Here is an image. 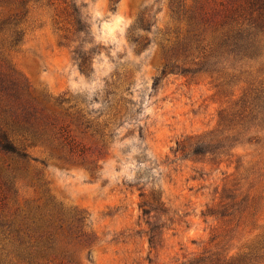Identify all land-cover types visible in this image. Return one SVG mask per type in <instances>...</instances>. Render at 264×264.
I'll return each mask as SVG.
<instances>
[{
  "label": "rangeland",
  "instance_id": "obj_1",
  "mask_svg": "<svg viewBox=\"0 0 264 264\" xmlns=\"http://www.w3.org/2000/svg\"><path fill=\"white\" fill-rule=\"evenodd\" d=\"M70 1L80 7L89 25L85 48L95 49L87 73L72 57L77 43L64 38L72 30L66 15ZM246 4L247 0H0V78L10 65L33 95L66 92L71 103L99 115L112 131L102 147L96 136L75 127L71 115L61 116L59 121L70 124L71 137L86 146L85 162L66 149L61 151L66 157L59 158L47 145L28 147L44 161L31 160L29 167L31 174L38 171L43 184L18 178L16 191L6 193L9 206L24 209L50 198L82 209L86 228L95 237L90 245L76 246L82 264H186L215 242L231 245L234 252L264 234V139H242L234 155L220 163L191 154L187 137L215 128L219 110L233 97L219 94L207 75L192 78L163 70L172 61L186 65L197 54H186L193 32H201L208 42L214 31L241 19ZM140 17L151 24L150 30L135 28L131 34L130 27ZM4 20L9 22L3 24ZM14 27L23 37L10 44ZM130 35L146 36L148 44L139 50ZM248 65L264 71V56L244 66ZM240 92L236 88L234 97ZM177 142L183 143L184 152L176 150ZM3 156L0 153V163L6 160ZM91 161L97 164L92 172L86 168ZM241 176H246L244 188L260 194L262 207L252 224L235 227L234 221L224 222L206 209L215 211L222 187L232 186ZM153 197L159 208L146 214L140 203ZM147 220L158 225L155 247L149 245Z\"/></svg>",
  "mask_w": 264,
  "mask_h": 264
},
{
  "label": "trees",
  "instance_id": "obj_2",
  "mask_svg": "<svg viewBox=\"0 0 264 264\" xmlns=\"http://www.w3.org/2000/svg\"><path fill=\"white\" fill-rule=\"evenodd\" d=\"M66 15L72 30L64 38L77 43L72 48V57L79 69L87 73L90 71V54L95 51L94 47L86 49L84 45L89 25L74 1L66 4ZM150 25L140 17L132 24L130 32L133 34L135 28L149 31ZM130 36L139 50L148 44L146 36ZM22 37V30L14 27L10 44H17ZM204 40L201 32H193L186 42V54L191 50L197 54L186 60V65L172 61L166 63L163 70L169 68L171 72L192 78L207 75L219 94L233 97L229 106L219 110L215 128L187 137L191 154L206 155L211 162L220 163L234 155L232 150L242 143V139L247 142L254 139L257 143L264 139V71L251 65L244 66L264 56V0H247L246 14L241 19L221 31H214L208 42L204 43ZM8 66L0 78V153L6 158L0 163V264H82L76 246H87L95 240L86 228L87 215L82 209L56 203L50 198L41 205L12 208L6 193L7 190L16 191L18 178L31 185L43 184L38 171L31 174L29 167L31 160L44 161L31 155L28 147L47 145L50 151L58 153L59 158L66 157L61 153L66 149L69 155L78 156L77 161L85 162L86 146L71 137L70 124L59 121L61 116L71 115L70 121L75 127L82 133L96 136L95 140L101 142L102 147L112 131L106 122L98 119L99 115L92 116L71 103V96L66 92L55 96L33 95L25 81L16 75L12 66ZM236 88L241 92L234 97ZM65 103L67 107H64ZM69 108L74 109L72 113H68ZM177 145L176 150L185 151L182 142ZM96 167L95 161L86 166L91 172ZM245 182L246 176H241L232 186L224 185L218 194V208L214 211L208 207L206 213L218 216L224 222L234 221L235 227L252 224L262 207V199L260 194L250 190L251 187L244 188ZM152 200L143 199L140 203L144 213L159 208L158 200L154 197ZM146 222L149 245L155 247L158 225L150 220ZM231 250V245L223 247L215 242L186 259V264H264V234L234 252Z\"/></svg>",
  "mask_w": 264,
  "mask_h": 264
}]
</instances>
